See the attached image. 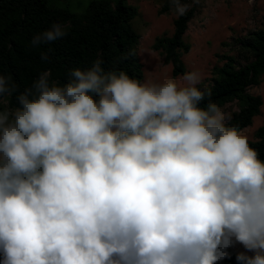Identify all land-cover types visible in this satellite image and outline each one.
<instances>
[{"label": "clouds", "instance_id": "clouds-1", "mask_svg": "<svg viewBox=\"0 0 264 264\" xmlns=\"http://www.w3.org/2000/svg\"><path fill=\"white\" fill-rule=\"evenodd\" d=\"M67 34L53 23L30 46ZM102 63L22 92L0 73V264H218L236 244L238 264H264V161L200 106L202 73L141 81Z\"/></svg>", "mask_w": 264, "mask_h": 264}, {"label": "trees", "instance_id": "trees-1", "mask_svg": "<svg viewBox=\"0 0 264 264\" xmlns=\"http://www.w3.org/2000/svg\"><path fill=\"white\" fill-rule=\"evenodd\" d=\"M73 1L79 0H65L62 6L59 0H0V73L11 76L22 92L42 71L51 70L53 80L65 83L71 79L72 70L88 69L99 59L106 71H124L131 78L144 81V65L138 53L140 35L133 24L138 9L128 0H90L85 8L79 1L80 11L74 12ZM194 1L187 13L174 21L173 34L157 38L153 45L164 56V62L172 66L175 77L187 71L182 57L191 48L185 35L198 11L199 2ZM171 10V4L164 0L160 14ZM57 22L68 26L64 38L38 48L30 46L35 34ZM232 45L236 56H221V64L212 69L211 84L199 85L210 92L200 106L206 107L211 101L222 108L236 102L239 111L228 126L241 132L252 125L263 105L262 98L252 95L249 89L260 85L264 76V30L237 38ZM42 52L48 53L47 61L41 59ZM9 103L15 106V94ZM249 142L264 161V125L257 129L255 140ZM228 252L231 255L224 259L225 263L238 264L237 253Z\"/></svg>", "mask_w": 264, "mask_h": 264}, {"label": "rangeland", "instance_id": "rangeland-1", "mask_svg": "<svg viewBox=\"0 0 264 264\" xmlns=\"http://www.w3.org/2000/svg\"><path fill=\"white\" fill-rule=\"evenodd\" d=\"M80 6L85 8L90 0H79ZM71 3L74 12H79L77 3ZM60 5L65 0H59ZM129 4L138 9V16L134 20V28L140 35L138 53L144 65V80L163 81L168 78H178L172 74V66L164 62L160 51L153 49L157 38L171 36L174 31V21L177 16L171 10L167 14H160L164 0H128ZM199 7L191 20L185 35V41L190 45V51L183 54L186 72L199 70L203 75L205 87L211 84L212 69L220 65L223 55L236 56L234 40L244 37L250 32L264 30V0H198ZM195 1L187 3L189 8ZM243 62V60H242ZM244 63V62H243ZM252 95L260 96L263 100L261 112L253 120L250 127L241 133L255 140L257 129L264 125V76L260 85L249 89ZM231 118L239 111L236 102L221 108ZM236 253L245 251L242 245L236 244L229 248ZM252 255V253H247ZM218 264H226L220 260Z\"/></svg>", "mask_w": 264, "mask_h": 264}]
</instances>
